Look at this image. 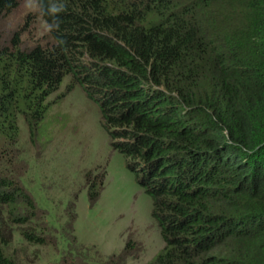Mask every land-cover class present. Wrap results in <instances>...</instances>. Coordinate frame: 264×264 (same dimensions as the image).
Instances as JSON below:
<instances>
[{
  "label": "trees",
  "instance_id": "16d2710c",
  "mask_svg": "<svg viewBox=\"0 0 264 264\" xmlns=\"http://www.w3.org/2000/svg\"><path fill=\"white\" fill-rule=\"evenodd\" d=\"M17 2L0 0V17ZM35 2L48 41L24 49L15 34L0 48V264H21L9 254L18 229L29 243L54 238L14 169L19 120L39 141L68 77L151 198L164 246L148 264H264V0ZM105 177L86 181L90 204Z\"/></svg>",
  "mask_w": 264,
  "mask_h": 264
},
{
  "label": "rangeland",
  "instance_id": "374dc122",
  "mask_svg": "<svg viewBox=\"0 0 264 264\" xmlns=\"http://www.w3.org/2000/svg\"><path fill=\"white\" fill-rule=\"evenodd\" d=\"M15 34L21 36L24 49L48 41L49 27L35 0H18L12 12L0 17V48L9 45ZM70 82L66 78L50 98L56 102L40 124L39 141L30 140L27 126L19 120L23 156L14 165L16 178L47 212L54 238L47 245L29 243L18 229L9 254L21 264H55L66 255L80 264H109L131 239L138 249L127 260L120 256L123 262L148 264L164 246L151 214V198L136 181L131 158L115 149L96 102L80 86L68 90ZM88 172H93L90 177ZM102 172L104 188L92 205L86 181Z\"/></svg>",
  "mask_w": 264,
  "mask_h": 264
},
{
  "label": "clouds",
  "instance_id": "9594fccd",
  "mask_svg": "<svg viewBox=\"0 0 264 264\" xmlns=\"http://www.w3.org/2000/svg\"><path fill=\"white\" fill-rule=\"evenodd\" d=\"M60 10H62V6H61L60 8H51V9H50V12H52V13H56V12H58V11H60Z\"/></svg>",
  "mask_w": 264,
  "mask_h": 264
}]
</instances>
